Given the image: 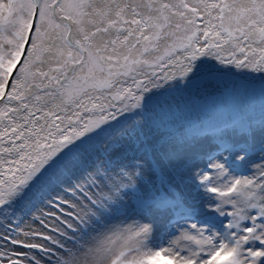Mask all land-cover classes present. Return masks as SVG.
<instances>
[{
  "label": "snow or ice",
  "instance_id": "6c2138e0",
  "mask_svg": "<svg viewBox=\"0 0 264 264\" xmlns=\"http://www.w3.org/2000/svg\"><path fill=\"white\" fill-rule=\"evenodd\" d=\"M0 264H264V0H0Z\"/></svg>",
  "mask_w": 264,
  "mask_h": 264
}]
</instances>
